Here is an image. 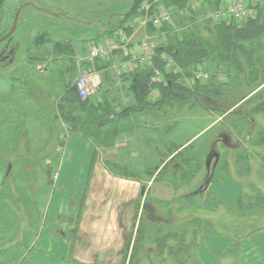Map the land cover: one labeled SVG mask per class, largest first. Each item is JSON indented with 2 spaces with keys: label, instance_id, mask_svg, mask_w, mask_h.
Segmentation results:
<instances>
[{
  "label": "rangeland",
  "instance_id": "rangeland-1",
  "mask_svg": "<svg viewBox=\"0 0 264 264\" xmlns=\"http://www.w3.org/2000/svg\"><path fill=\"white\" fill-rule=\"evenodd\" d=\"M133 1L0 0V37L11 29L17 10H21L17 27L11 38L8 37L0 42V264H19L24 256L33 250L39 251L41 243L45 240L49 241L51 238L57 237L59 240L72 238L76 244L83 243L86 244V247L95 246L94 251L98 250L96 245L102 247L106 245L107 241H110L108 232L111 229L107 232L104 227L108 224L109 214L105 211L106 201L103 197L104 192L109 187L103 184L101 169L96 170L93 167L91 172L99 173L96 175L98 179L96 177L90 183H87L88 181L85 183L88 176L87 169L83 170L82 167L77 166L72 170L70 168L64 170L62 165L70 160H85V150L76 153L82 148L79 140H86L92 144L95 148L91 155L94 159L93 162L98 161L105 154L104 149L116 141L114 139L116 131L107 127L104 130L94 129V132L93 129L89 128L93 137H86L80 132L81 130L74 131L67 117L77 113L80 115L81 109L79 103L75 102V94L68 93L66 87L61 86L62 79L58 77L55 64L52 63L53 57L47 60L48 70H45L44 64L37 67V70L43 74L36 80L30 78V80L24 81L26 75L24 71L26 68L24 69V67L28 66L29 54L36 52L34 40L40 33L45 34L49 39L47 53L55 41L69 40L76 48V57L80 61L75 74L68 79L70 88L74 85L77 76L88 69V66L84 67L82 62L86 60L89 48L93 43L99 44L105 40L104 37L107 35L105 32L117 25L116 22L122 18L121 15H124L131 8ZM154 1L153 10L168 8L164 0ZM226 1L187 0L182 13L188 16L194 13L193 17L209 19L207 14ZM28 2L32 4L28 5ZM255 9L257 11L256 16L243 22L264 16V0L256 3ZM141 15L139 13V16ZM174 17L173 15V20ZM136 31L137 36L140 37L151 34L153 28L150 25L146 27H139L138 25ZM163 55H165L164 52L160 58L165 61ZM96 68H98L97 65ZM213 68L197 65L193 69L192 77L186 81L187 86L195 88L198 85H207L217 74H219V81L221 73H215ZM160 69L165 78V85L168 83L166 78L168 74L182 71L178 66L169 67L166 63ZM200 71L208 72L212 78L197 80L195 75ZM222 76L226 80L227 77ZM54 77L57 80L52 87L48 80ZM64 81L67 82L65 79ZM218 81L215 78V82L218 83ZM200 89L204 90L203 88ZM98 90V94L92 100H102V90L104 89L99 88ZM150 90V99L157 100L160 96L159 88H155L154 91L150 88ZM122 94L116 89L112 91V95L117 97ZM201 97L202 103H193L191 108L190 104L182 107L176 104L172 107V112L179 109L180 116L190 115L186 116L187 120L190 119V127L186 129L184 126L182 127L185 135L190 136L188 138H192L193 135L190 134L196 132L198 125L200 127L194 134L199 132V135L193 136L194 138L190 142L193 146L192 151L199 158V163L196 165L191 163L193 168L190 167V173L184 180L185 183H182V179L179 180L180 183L176 184L173 181L174 172L177 171L176 166L183 167L180 163L181 160H178L174 164V169L168 168L166 173L159 178L158 182L168 181V184L142 185L143 202L138 204V201L132 200L126 202L124 207L129 210L132 217H128L129 221L126 225L122 223L124 233L121 236V245L117 246L120 239H118V229L115 228L116 233L113 234L115 242L112 246H117V248L110 252L113 249L110 247V250L105 251V254L100 251L104 255V258H101L103 264H108L117 255H123L125 245L122 244L128 239L132 242L136 238L138 239L139 219H133L136 213L142 217L145 227L150 228L146 234V240L142 244L143 248L139 252L142 256L143 253L146 254L149 251L147 242L157 238L155 229L158 228V224L165 225L170 220L167 215L172 206L178 210L177 216L183 217L188 212L187 206L191 207L196 203L198 204L196 193L204 187L203 184L210 171V167L205 168L206 163L203 161L210 151V146L217 132L214 129L202 130L208 123L215 120L217 113L214 109L205 107L204 102L208 99L203 95ZM210 120L212 121L209 122ZM193 124L196 125L192 126ZM72 147H75L76 152L71 150ZM218 149L223 148L218 145ZM248 154L251 155L250 157L254 156L253 153ZM128 157L134 158L131 152L124 159L129 160ZM139 158L143 161L138 160L137 165L141 164L142 167L135 168V164L132 163L130 171L135 175L142 174L143 177H146L147 171H149L147 165H156L160 162L155 158L154 153L146 151H143ZM246 159H244L245 164ZM213 160L208 162H211L212 165ZM249 167L252 169H246L243 164L239 169V173L248 174L247 177H242L243 180L250 177L252 170L258 178L263 177L261 172L254 169L255 165L251 164ZM153 169L155 170V168ZM243 184L254 190V193L250 192L247 197H253L257 193L256 191H259L254 181H245ZM172 201L175 205L171 204ZM188 201L189 203H187ZM155 209L159 210L160 216L150 213V210L154 211ZM156 220L159 222L157 223ZM222 223L223 221H221ZM238 223L240 224L239 221ZM259 224H264L263 216L256 217L252 227ZM252 227L246 224L243 227L239 225L236 231L241 235ZM168 230L163 228L161 232L165 234ZM105 250H108V247ZM146 259L149 260V257L136 259L135 264H148ZM154 260H150V262L156 264Z\"/></svg>",
  "mask_w": 264,
  "mask_h": 264
},
{
  "label": "trees",
  "instance_id": "trees-1",
  "mask_svg": "<svg viewBox=\"0 0 264 264\" xmlns=\"http://www.w3.org/2000/svg\"><path fill=\"white\" fill-rule=\"evenodd\" d=\"M142 1L143 0H134L131 8L124 15H121L122 18L116 22L117 25L114 28L111 27L108 29L105 33L107 35H112L115 30L134 16ZM164 1L167 3V7L172 10L175 17L171 24L164 25L160 29V32L165 34V38L162 40L160 38L161 44L156 50L154 67L158 69L163 68L166 62L164 59L162 60L160 56L164 52V54H167L173 59L174 64L181 68L182 71L168 74L166 76L168 79L167 85H165V83L156 84V87L160 90V96L157 100H151L149 96L151 91L150 88H152L150 77L153 73V68H137L129 78L131 83L129 92L135 101L134 107H137L142 114L146 113L148 117L151 118L158 117L162 121H174L173 143L169 141L168 145H166L170 159L164 161V159L161 158L162 155L159 154L158 160L160 161L159 164L161 167H148L149 171H147L146 178H154L155 181H159V178L166 173L168 168L174 169V164L178 162V160H181L180 163L183 167L180 168L176 166L177 171L174 172L175 180L173 179V181L176 184L180 183V179H182V183H185L184 180L190 173V167H192L191 163L195 165L199 163V158L192 151L193 146H191L190 142L194 137L199 135V132L196 135L194 134L200 129L198 125L196 132H191L190 135L194 137L192 136L189 141L187 140L188 142L181 141V138L185 136L181 127L184 123L190 121L186 120V116L190 115H183L182 113L183 116H180L179 109L172 112V107L176 104L180 105V107L190 104L189 106L191 108L193 103H202L203 100H201V96L203 95L208 99L205 100L204 106L216 111V119L218 117L222 118L215 125H212L215 120H210L209 122H212L207 125H211L209 126L210 130L214 129L217 132L210 146V151L205 156V161L203 162H208L213 159L216 160L215 156L219 153L218 145H220L221 140H225L223 137L227 132L238 136V140H242L248 147L264 146V121L262 125L257 127L255 125L257 122L256 116H264V86L249 97L251 93L264 84V16L262 15L256 19H250L242 23H236L234 21L215 23L208 19L193 17L192 15L194 13L191 16L182 13L187 0ZM48 42L49 39L45 34L40 33L36 36L34 43L37 49L36 52L28 56V66L24 67V69L26 68L24 70L26 73L24 81H28L30 78L36 80L40 77L43 73L38 71L37 67L40 64H44L45 70H48L47 60L53 57L56 61L51 59L52 63L55 64L54 67L57 69L58 77L62 79L61 86H65L68 93L75 94V102L79 103V108L81 109L80 115L77 113L67 118L70 120L74 131L81 130L80 132L86 137H93L89 128L93 129L94 132V129H106L109 127L108 121L116 116V112L112 110L113 107L106 101L103 102L102 100L91 99L82 100L75 84L69 88L68 79L73 77L77 70V65L80 63L76 57V48L72 42L69 40H57L52 44L49 53H47L46 49L49 45ZM82 63L84 67L89 65L87 61H83ZM197 65H204L205 68L214 67L213 70L215 73L219 72L227 78L226 80L218 81L219 74H217V76L215 75L213 78L211 76V82L207 85H198L195 86V88L188 87L186 81L192 77L193 69H195ZM215 78L218 83L215 82ZM64 79L67 80L66 83ZM56 80L57 79L54 77L49 79L48 82H51L50 85L53 87ZM199 87L204 90L202 91ZM47 89L48 88H46V90ZM183 98L186 99L182 100ZM132 111H134V109L131 110V112ZM128 113L129 111H127L126 115H128ZM194 125L196 124L192 126ZM227 144L230 147L229 143ZM172 153L174 154L172 155ZM247 155L248 153H242L240 151L237 155L238 161L244 162ZM92 161H94V159H92ZM153 168H155V170ZM110 169L116 176L135 175V173L130 171L132 169L130 167L120 168L115 164L110 167ZM241 174L243 175V173ZM137 175L143 177L142 174ZM208 178L209 175L203 184L204 187L196 193V195H198V204L196 203L191 207L187 206L189 209H187L188 212H186V215L184 214L185 216L178 217V210L174 206H172L173 209L172 207L169 209L167 217L170 220L168 223H165V225L158 224V228L155 229L157 238L147 242L149 251H147L146 254L143 253L142 256H140L141 253L139 252L143 248L142 244L145 242L146 234H148L150 228L145 227L142 221L143 219L138 216V213L135 214L133 219H139L137 227L138 239L136 238L133 242L128 239L125 242L123 252L124 260L126 261V259H128V264H135L136 259H142L146 256L147 258L149 257V260L155 259L154 262L156 264H164L168 261L169 263L167 264H185V262L186 264H199L194 260V252L199 240V230L208 222L210 216V210L203 209L200 201L206 190ZM252 191L254 193V190ZM187 203H189V201ZM138 204H140V202H138ZM171 204H173V201ZM184 209H186L185 206ZM158 212L159 210L157 209L154 211L150 210V213L160 216ZM258 216L264 217V194L257 191L249 200H245L243 195H240L239 214L235 216L236 221L240 222V224H238L241 227L245 224L252 227L253 220ZM156 221L157 223L159 222L158 220ZM187 221L189 223H184ZM183 224L187 226H183ZM263 227L264 224H259L240 236L243 237L255 231H259ZM163 228L169 230L164 234L161 232ZM125 261L123 264H125ZM234 264H237V262Z\"/></svg>",
  "mask_w": 264,
  "mask_h": 264
},
{
  "label": "crops",
  "instance_id": "crops-1",
  "mask_svg": "<svg viewBox=\"0 0 264 264\" xmlns=\"http://www.w3.org/2000/svg\"><path fill=\"white\" fill-rule=\"evenodd\" d=\"M108 37L110 36L105 35L104 38ZM126 60L121 53L115 54L112 61L97 60L98 69L104 74V81L100 87L104 89L102 90V101L108 102L113 107L112 110L116 112V116L108 121L110 129L116 131L114 138L116 141L104 149L105 154L101 159L96 160L95 164L91 156L95 148L89 141H80L78 139L82 145L81 150L76 152L75 147H72L71 150L76 153L84 152L83 150H85V160H70L62 165L64 170H68V168L72 170L77 166L82 167L83 170L87 169L88 176L85 183L87 181V183H90L96 177L98 179L96 175L99 173H92L89 170L93 167L96 170L101 169L103 184L109 187L104 192L103 197L106 201L105 211L109 214L108 224L104 227L107 232L111 229L108 232L110 241H107L106 245L102 247L101 245H96L98 250L94 251L95 246L86 247V244L83 243L76 244L72 238L68 240H59L57 237L51 238L49 241L45 240L41 243L39 251L33 250L24 256L19 264H103L101 258H104V255L102 253L105 254V251H109L110 247L113 248L110 251L112 252L117 246L121 245V236L124 233L122 223L126 225L127 221H129L128 217H132L129 210L124 208L126 202L132 200L138 201L140 204L143 202L142 185L157 186L159 184H168V182L155 181L154 178L147 179L146 177L132 174L116 176L110 171V167L115 164L120 168H131L132 163L135 164V168L142 167L141 164L137 165V162L138 160L143 161V159L139 158L143 151L154 153L156 159H159L158 155L161 154V158L164 161L169 160L170 156L166 145H168L169 141L173 143L174 137L173 120L162 121L158 117H149L150 120H148L146 113L142 114L137 107H134L135 101L129 92L131 84L129 78L134 69L130 67L129 70V66L123 69L122 65ZM263 86L264 84L251 93L249 97ZM114 89L123 94L119 97L112 95ZM133 109L134 111L131 112ZM127 111H129L128 115H126ZM221 119L219 117L215 118V122L212 125L217 124ZM256 120V127L262 125L264 116H256ZM190 123V121H187L182 127L184 126L186 129L190 127ZM209 126L204 130H209ZM71 136L76 138L74 135ZM185 136L181 140L183 142L189 141L190 138L188 137L190 136ZM223 138L225 140H221L219 145L223 149H218L219 153L215 156L216 160L213 161L214 163L211 165V162H205V168L210 167V173L206 183V190L200 201L203 209L210 210V216L208 222L199 230V240L194 252V260L199 264H234L235 262L237 264H264V227L259 231L242 237L236 231L239 225L235 217L239 214L240 195H243L245 200H249L250 197H247V194L253 192L250 187L244 186L243 183L245 181H254L259 192L264 194V146L248 147L242 140H238V136L228 132ZM227 143H229L230 147ZM240 151L242 153H253L254 156L250 157L251 155L248 154L249 157H247L246 164L242 161L239 162L237 155ZM129 152L134 158L128 157L129 160L124 159ZM243 164L249 170L252 169L249 165H255L254 169L261 172L260 174L263 177L260 176L261 179L258 178L252 170L250 177L243 180L244 178L242 179V177L248 176L246 173L245 175L239 173V169ZM148 167L160 168L161 165L159 163L156 165L149 164L147 165ZM221 221H223L222 224ZM115 228L116 230L118 229L117 233L119 234L118 239H120V242L118 245L116 243L117 246H112L115 242L113 235L116 233ZM122 245L124 246L125 242ZM106 246L108 250H105ZM124 261V256L120 254L112 258L108 264H123ZM127 261L128 259H126L125 264H127ZM146 262L152 264L148 259H146Z\"/></svg>",
  "mask_w": 264,
  "mask_h": 264
},
{
  "label": "built area",
  "instance_id": "built-area-1",
  "mask_svg": "<svg viewBox=\"0 0 264 264\" xmlns=\"http://www.w3.org/2000/svg\"><path fill=\"white\" fill-rule=\"evenodd\" d=\"M260 0H227L212 10L207 16L209 19L220 22L227 19H234L237 22L245 21L256 16L255 4ZM199 2V1H198ZM200 3V2H199ZM152 2L143 0L138 11L141 16L135 19L139 27L151 25L155 32L152 35H144L139 41H135V22L128 21L120 28L116 35L105 42L90 47L87 60L93 64L97 59L110 60L114 53L122 52L130 56V59L123 63V69L129 66L146 65L153 66V58L159 46L158 31L161 27L172 22V12L168 8H158L154 13H150ZM138 28V26H137ZM130 31V32H129ZM167 66L171 67L173 62L170 58L166 60ZM162 72L154 68L151 83L159 82ZM207 72H198L195 75L197 80L209 77ZM103 81L101 71L92 68L83 71L75 81L80 98L87 99L93 96Z\"/></svg>",
  "mask_w": 264,
  "mask_h": 264
},
{
  "label": "water",
  "instance_id": "water-1",
  "mask_svg": "<svg viewBox=\"0 0 264 264\" xmlns=\"http://www.w3.org/2000/svg\"><path fill=\"white\" fill-rule=\"evenodd\" d=\"M19 14H20V9L17 10V12L15 14V17H14V20H13V24H12V27H11L10 31L0 38V42H2L3 40H5L6 38H8L9 36H11L13 34V32L15 31V29L17 27V24H18Z\"/></svg>",
  "mask_w": 264,
  "mask_h": 264
},
{
  "label": "flooded vegetation",
  "instance_id": "flooded-vegetation-1",
  "mask_svg": "<svg viewBox=\"0 0 264 264\" xmlns=\"http://www.w3.org/2000/svg\"><path fill=\"white\" fill-rule=\"evenodd\" d=\"M9 31H10V30H9ZM9 31H8V32H9ZM4 35H5V34H4ZM10 38H11V37H10ZM6 39H7V38H6Z\"/></svg>",
  "mask_w": 264,
  "mask_h": 264
}]
</instances>
